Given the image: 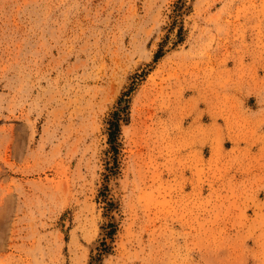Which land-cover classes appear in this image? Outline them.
Segmentation results:
<instances>
[{"label": "rangeland", "instance_id": "374dc122", "mask_svg": "<svg viewBox=\"0 0 264 264\" xmlns=\"http://www.w3.org/2000/svg\"><path fill=\"white\" fill-rule=\"evenodd\" d=\"M108 223L100 264H264V0H0V264Z\"/></svg>", "mask_w": 264, "mask_h": 264}, {"label": "trees", "instance_id": "16d2710c", "mask_svg": "<svg viewBox=\"0 0 264 264\" xmlns=\"http://www.w3.org/2000/svg\"><path fill=\"white\" fill-rule=\"evenodd\" d=\"M161 53H157L155 55V59L160 57ZM120 105V103H119ZM126 107L121 106L117 108L113 113L110 114V118L108 119V142L112 147H114V143L116 141L117 134L119 132V120L120 118H123L121 116L120 111H124ZM104 237L101 239L98 247H97V252L95 255H92L90 257V260L88 264H100L102 256L107 253L110 250V245L107 243V238L112 239V236L115 231V225L113 223H108L104 227Z\"/></svg>", "mask_w": 264, "mask_h": 264}]
</instances>
